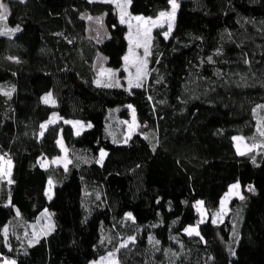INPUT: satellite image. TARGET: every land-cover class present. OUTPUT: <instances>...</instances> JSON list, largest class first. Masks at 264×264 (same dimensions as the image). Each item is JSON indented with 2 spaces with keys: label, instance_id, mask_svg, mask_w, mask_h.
I'll return each mask as SVG.
<instances>
[{
  "label": "trees",
  "instance_id": "obj_1",
  "mask_svg": "<svg viewBox=\"0 0 264 264\" xmlns=\"http://www.w3.org/2000/svg\"><path fill=\"white\" fill-rule=\"evenodd\" d=\"M177 1L168 38L163 27L153 30L148 71L136 87L124 65L128 27L112 1L3 0L10 11L0 20V156L11 170L0 175V259L91 264L117 250L121 264H264V147L241 155L234 137H259L264 0ZM170 6L130 0L128 8L149 16ZM83 13L105 14L110 35L94 40ZM98 53L115 69L108 83L97 77ZM48 93L56 103L44 102ZM131 104L138 131L115 142L106 132L108 109L121 105L128 117ZM55 112L61 119L49 123ZM66 118L92 126L76 134ZM60 133L70 162L42 165L61 153ZM234 182L245 193L232 202L245 203L238 232L236 206L223 222L212 219ZM198 201L210 217L189 235ZM48 207L56 222L48 235L27 248L7 243L16 208L33 221Z\"/></svg>",
  "mask_w": 264,
  "mask_h": 264
},
{
  "label": "rangeland",
  "instance_id": "obj_2",
  "mask_svg": "<svg viewBox=\"0 0 264 264\" xmlns=\"http://www.w3.org/2000/svg\"><path fill=\"white\" fill-rule=\"evenodd\" d=\"M105 1V0H103ZM115 5H117V10L119 11L120 20L123 16L124 23L127 25V38L130 43L129 49H132V52L130 53L129 49L127 51V55L129 57L128 61H125L124 65L125 68H127V76L128 80L131 81V84H137L141 82V79L146 76L148 71V56L150 55V48L152 44V38H153V30L156 27L159 26H153L152 21H156L157 24H163V28L168 31V24L171 23V31L169 35L172 32L173 27L175 26L176 22V15L179 9V3L177 0H175V3L177 5L174 16H172V5L170 6L169 10H162L161 12L169 13L170 15L167 17H160V13L157 15H143V14H133L128 6L130 0H110ZM88 15V22L90 23V33H92L94 36H98L99 39L106 37L107 35V25L105 24L103 17L100 16H94V18L91 16V14ZM91 17V19H89ZM136 17H142L143 19L137 20ZM148 29H151L149 32ZM11 27H7L5 29V32L10 31ZM165 31V32H166ZM168 35V36H169ZM139 43L141 45H146L148 48V54L145 55L144 53V47L137 48L136 44ZM134 53V55H133ZM97 68V77L99 78L100 82H108L111 78L110 75L115 71V69L110 66L105 61H102L101 59H98L96 63ZM137 67L140 68V78L137 79ZM130 85V84H129ZM51 93L46 94L45 96H48ZM56 103L55 97L52 96L49 103L54 104ZM122 106H111L109 107L108 114L106 116V132L112 138L115 142H122L125 141L127 138L133 136L135 132L138 131V127L140 126V121L137 116V111L133 104L128 105V108L130 109V115L128 117H124L121 114ZM256 114H257V125H258V136L256 140L249 141L246 137L237 134L236 135V146L239 149L240 153L249 152L252 150H256L258 148L264 147V135H261L262 132H264V106L258 105L256 107ZM61 119L58 112H55L51 118L49 119V123H55ZM67 122L71 123L74 126L75 133L78 134L82 132L84 129H87L88 127L92 126V123L90 121L86 122L81 119H72V118H66ZM49 123H44L46 125V128ZM44 131V129H43ZM58 144L61 147V153L56 155V157L52 158H46V160L42 161V165L46 166L49 164H54L57 166V164H61L62 166L66 167L68 163L70 162L71 158L68 154V146L65 144L63 134L60 133V136L58 138ZM103 153V155H102ZM106 149H102L100 151V161L103 159L107 154ZM9 159H5L7 161ZM55 161V163H54ZM4 170L5 174L4 176L8 177L10 174V170L8 168V165L2 161L1 165ZM51 181V183H49ZM47 185V196L49 198H52L55 193L54 185L55 181L53 179H50ZM239 185V187H232L233 185ZM231 189V191H230ZM245 196V193L242 190L240 182H234L229 189L225 192L222 200L221 205L219 208L215 209L212 213L213 222L220 223L225 220V218L228 216V214L231 212L232 207L236 206V216L234 217V231L237 229L236 232H238V227L240 226V222L244 220V205L243 200L241 202H235V205L232 204V202L235 200V198ZM201 202V201H198ZM197 202V205H198ZM203 202V201H202ZM199 219L188 225L186 227H195L198 232H200L199 225L202 223L201 221L207 220L209 216V212L205 205L202 203V205L199 206ZM15 216L9 220L7 225L5 226L4 232L7 234V243H10V246L13 247V243L16 242V240H19L22 246L28 247V245L34 244L40 239L41 237L48 235L50 231H52L55 226V213L52 211L49 207L45 208L39 213L37 218L33 221L25 220L22 216V213L16 208ZM186 232V231H185ZM187 233V232H186ZM188 234V233H187ZM132 236L127 237L125 240L122 241V244H129L132 242L133 239ZM11 241V242H10ZM25 248V249H26ZM112 255H109V254ZM1 255V253H0ZM13 259L12 257H5L0 259V261L4 259ZM13 261L16 262L14 259ZM17 263V262H16ZM91 264H121L119 253L116 251H109L105 255L100 256L98 259H94Z\"/></svg>",
  "mask_w": 264,
  "mask_h": 264
},
{
  "label": "snow or ice",
  "instance_id": "obj_3",
  "mask_svg": "<svg viewBox=\"0 0 264 264\" xmlns=\"http://www.w3.org/2000/svg\"><path fill=\"white\" fill-rule=\"evenodd\" d=\"M169 3L172 5V9H173L171 15L174 16V12H175V9H176L177 5H176V3H175V0H169ZM6 13H7V6H6V4L3 2V0H0V20H5V19H6ZM159 15H160V17H167V16H169L170 14H169V13H166V12H161ZM89 19H91V17H89ZM136 19H137V20H141V19H143V18H142V17H136ZM120 22H121V23H124V22H125L124 19H123V16L121 17V21H120ZM152 24H153V26H159V27H163V26H164L163 24H157L156 21H152ZM171 27H172V25H171V23H169V24H168V31L164 32V37H165V39L168 38V35H169L170 31H171ZM148 31L150 32L151 29H148ZM3 34H4V33L0 32V35H3ZM130 43H131V41H130ZM136 47H137V48L144 47V53H145V55L148 54V48H147L146 45H141V44L137 43V44H136ZM129 51H130V53H131V52H132V49L130 48ZM133 55H134V53H133ZM124 59H125V61H128L129 57H128V56H125ZM127 70H128V69L125 68V71H127ZM136 71H137V79L139 80L141 70H140L139 67H137ZM97 83H99V81H97ZM129 84L131 85V81H129ZM105 86H106V87H110V86H112V85H105ZM140 86H141V85H140L139 83L136 84V87H140ZM6 95H10V93H6ZM50 98H51V94H49L48 96H45V97H44V102H45V103H48V102L50 101ZM53 103H54V101H53ZM65 122L67 123V121H65ZM45 128H46V125L42 124V125H41V129H45ZM41 135H43V132H41ZM261 135H264V132H262ZM240 154L243 155V153H240ZM102 155H103V153H102ZM0 161H4V162L8 165V168H9V169L11 168V161H10V160L5 161V158H4L3 156H0ZM54 163H55V161H54ZM5 174H7V173H5L4 168H3L2 166H0V175H5ZM11 182H12V181L9 180V183H11ZM49 183H51V181H50ZM232 187H239V185H238V184H237V185H233ZM230 191H231V189H230ZM240 198L243 199L242 196H241ZM202 203H203L202 201H201V202H198V205H197L198 210H199V206L202 205ZM128 216H129V218H131V214H128ZM201 222H203V221H201ZM185 231H186L189 235H192V234H194V233H195L196 235H199V232L196 230L195 227L187 228V229H185ZM129 239H133V238L130 237ZM126 246H127L126 243L121 245V247H126ZM109 255H112V254L110 253ZM13 264H14V262H13Z\"/></svg>",
  "mask_w": 264,
  "mask_h": 264
},
{
  "label": "crops",
  "instance_id": "obj_4",
  "mask_svg": "<svg viewBox=\"0 0 264 264\" xmlns=\"http://www.w3.org/2000/svg\"><path fill=\"white\" fill-rule=\"evenodd\" d=\"M5 4H6V6H7V13H6V17H8V14H9V11H10V5L7 3V2H4ZM87 14H89V13H83V16L85 17V19H86V21L88 22V15ZM90 15V14H89ZM95 15V14H94ZM93 18H94V16L93 15H91ZM95 16H100V17H103L102 19L104 20V22H105V14H96ZM105 24H106V22H105ZM90 29H91V27H90V23L88 22V26H87V33H89V35L94 39V40H97V41H103V40H105L109 35H110V32L108 31V27H107V35H106V37H103V38H101V39H99L98 38V36H94L92 33H90ZM98 59H101L102 61H105L106 63H107V60H108V58L105 56V55H103L102 53H98L97 54V57H96V61H95V70H96V74H97V66H96V63H97V61H98ZM99 79V78H98ZM111 79H109V81H110ZM108 83V82H107ZM235 137V140H236V136H234ZM237 147V146H236Z\"/></svg>",
  "mask_w": 264,
  "mask_h": 264
},
{
  "label": "bare ground",
  "instance_id": "obj_5",
  "mask_svg": "<svg viewBox=\"0 0 264 264\" xmlns=\"http://www.w3.org/2000/svg\"><path fill=\"white\" fill-rule=\"evenodd\" d=\"M13 262H14V264H17L15 261L6 258V259L0 261V264H13Z\"/></svg>",
  "mask_w": 264,
  "mask_h": 264
},
{
  "label": "built area",
  "instance_id": "obj_6",
  "mask_svg": "<svg viewBox=\"0 0 264 264\" xmlns=\"http://www.w3.org/2000/svg\"><path fill=\"white\" fill-rule=\"evenodd\" d=\"M11 260V259H10ZM12 260H14V259H12Z\"/></svg>",
  "mask_w": 264,
  "mask_h": 264
}]
</instances>
